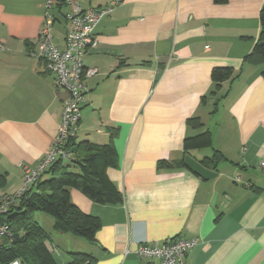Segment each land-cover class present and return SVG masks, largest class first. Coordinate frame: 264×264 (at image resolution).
Returning <instances> with one entry per match:
<instances>
[{
  "label": "crops",
  "instance_id": "0c3cea01",
  "mask_svg": "<svg viewBox=\"0 0 264 264\" xmlns=\"http://www.w3.org/2000/svg\"><path fill=\"white\" fill-rule=\"evenodd\" d=\"M46 1L0 0V194L18 190L23 169L42 159L61 121L66 92L30 54ZM76 1L99 8L110 0ZM52 2V42L62 49L68 5ZM263 4L122 0L97 23L96 43L83 56L97 73L84 79L76 142L104 144L112 135L116 165L106 172L122 202L95 203L71 188L73 204L100 225L94 243L49 232L70 242L67 254L88 253L93 264H152L135 254L137 245L180 236L196 239L183 264H264V63L244 59ZM214 67L237 75L217 85ZM193 117L199 128L188 124ZM204 130L212 145L185 151L183 139ZM214 150L222 156L208 167L214 177L202 179L183 164L185 154L200 163Z\"/></svg>",
  "mask_w": 264,
  "mask_h": 264
},
{
  "label": "trees",
  "instance_id": "16d2710c",
  "mask_svg": "<svg viewBox=\"0 0 264 264\" xmlns=\"http://www.w3.org/2000/svg\"><path fill=\"white\" fill-rule=\"evenodd\" d=\"M226 1L228 0H212L216 4ZM244 59L254 64L264 63V4L259 14L257 40ZM236 75L229 67H214L210 73L211 79L217 85L233 79ZM262 75L264 76V69ZM187 122L193 127L201 126L197 117L189 118ZM211 141L210 131L204 130L185 137L183 149L187 151L206 148L212 145ZM64 149L70 157H57L6 212L0 213V224H8L11 232L10 237H0V264H10L13 260L19 261V264H58L54 256L56 250L50 249L47 234L34 219L38 212L51 215L55 231L70 233L89 243L95 242L99 219L84 213L73 204L70 198L71 188L78 189L95 203L122 202V195L106 172L108 167L116 165L112 135L104 144L76 142L75 136L67 140ZM221 158V153L214 150L210 158L202 159L200 163L206 168H215ZM178 164H182V161ZM161 165L170 166V163L161 161ZM45 174L48 176L43 178ZM68 256L64 264H93L95 261L93 256L84 252H69Z\"/></svg>",
  "mask_w": 264,
  "mask_h": 264
},
{
  "label": "built area",
  "instance_id": "2783aa9c",
  "mask_svg": "<svg viewBox=\"0 0 264 264\" xmlns=\"http://www.w3.org/2000/svg\"><path fill=\"white\" fill-rule=\"evenodd\" d=\"M64 1L68 5V10L64 14L66 22L64 47L60 49L52 42L54 17L48 10L52 8L53 2L47 0L45 20L37 37L38 49L36 52H30L31 55L39 57L43 70L53 75L55 85L66 92L58 131L48 151L37 165L23 169L22 183L18 190L13 194H0V213L6 212L57 157L64 159L70 157L64 149V144L68 139L75 138L81 119V109L87 103L84 79L97 73L96 68H87L83 65V56L87 49L96 43L93 30L97 23L122 2V0H110L103 7L83 8L76 0ZM258 166L264 174V159L258 162ZM10 235L8 224H0V237H10ZM195 244V238L177 236L164 241L141 242L134 252L138 257L145 258L152 264H183L185 253ZM49 247L55 251L53 246L49 245ZM10 264H19V261L13 260Z\"/></svg>",
  "mask_w": 264,
  "mask_h": 264
},
{
  "label": "rangeland",
  "instance_id": "374dc122",
  "mask_svg": "<svg viewBox=\"0 0 264 264\" xmlns=\"http://www.w3.org/2000/svg\"><path fill=\"white\" fill-rule=\"evenodd\" d=\"M55 31H60V25L59 24H56V26L54 27V32ZM35 217H37V220L39 221L40 226L43 228L44 232L47 234L48 243H50L56 250V252H54V256H55L58 264H62L61 259L68 256V254L66 252H68L69 250L68 251L66 250V244L69 245L70 242H68L66 244L63 242V244H62L60 241H58V239L55 236H53L52 234H49V232L51 233V231H54V229L52 227L51 215H49L45 212H40ZM69 235H71V234H69ZM57 252H59L61 257L58 256Z\"/></svg>",
  "mask_w": 264,
  "mask_h": 264
},
{
  "label": "water",
  "instance_id": "95a60500",
  "mask_svg": "<svg viewBox=\"0 0 264 264\" xmlns=\"http://www.w3.org/2000/svg\"><path fill=\"white\" fill-rule=\"evenodd\" d=\"M183 164L186 168L191 170L202 179H209L216 175L213 170L204 167L201 163H199V161L195 160L189 154H185L183 156Z\"/></svg>",
  "mask_w": 264,
  "mask_h": 264
}]
</instances>
